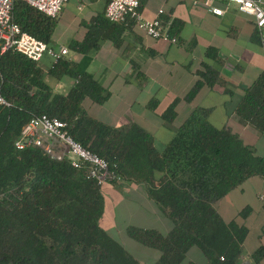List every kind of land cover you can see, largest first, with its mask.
Returning a JSON list of instances; mask_svg holds the SVG:
<instances>
[{
	"label": "trees",
	"instance_id": "16d2710c",
	"mask_svg": "<svg viewBox=\"0 0 264 264\" xmlns=\"http://www.w3.org/2000/svg\"><path fill=\"white\" fill-rule=\"evenodd\" d=\"M14 10L25 31L53 47L57 18L22 0L16 1ZM77 45L82 52L96 46L90 36ZM209 68L199 71L201 79L187 99L205 82L217 80L218 72ZM63 70L76 80L68 94L55 92L45 81L40 62L15 50L0 57V94L10 103L0 104V264H149L102 226L103 185L88 177L86 167L77 169L68 160L51 159L37 147H16L23 127L41 114L66 121L72 137L105 158L121 176L123 181L116 185L149 186L150 196L174 228L164 235L156 229L130 227L128 234L160 251L153 264H198L186 262L193 247L204 253L206 264H243L249 229L235 220L225 221L214 203L248 178L264 177V156L229 128L212 125L211 111L204 108L195 109L159 149L138 124L118 129L90 117L83 100L90 97L103 103L109 91L84 64L64 56L48 71L57 75ZM239 111L264 134V72L246 88ZM175 117L172 104L163 118L172 122ZM252 258L264 259V243Z\"/></svg>",
	"mask_w": 264,
	"mask_h": 264
},
{
	"label": "crops",
	"instance_id": "0c3cea01",
	"mask_svg": "<svg viewBox=\"0 0 264 264\" xmlns=\"http://www.w3.org/2000/svg\"><path fill=\"white\" fill-rule=\"evenodd\" d=\"M260 1L264 8V0ZM106 5L107 0H69L57 18L52 36L54 48L69 49L64 56L66 60L84 64L109 91L103 103L90 97L83 100V108L90 117L118 129L138 124L154 137L155 146L163 149L195 109H210L212 125L229 128L252 146L257 155L264 156V134L239 111L246 88L264 72V44L252 15L240 11L229 0L214 1V6L224 9L222 15L213 13L204 0H142L145 17L155 18L163 10L161 17L172 22L171 33L178 42L170 43L136 26L107 22ZM89 36L96 46L82 52L77 44ZM52 63L53 58L48 55L40 61L46 72L45 81L55 92L68 94L75 86V78L64 70L57 75L50 74ZM206 66L218 72L217 80L212 84L205 82L192 99H187L201 79L199 71ZM172 104H175L176 117L169 122L163 114ZM103 192L105 207L114 199L136 202L134 217L137 214L142 220L128 225L125 232L130 227L156 229L164 235L172 231L173 221L150 196L148 185L107 183L103 185ZM262 193L264 177L256 175L214 203L225 221L235 220L248 227L244 263L264 264V259L255 262L252 258L264 243ZM247 207L248 213L241 215ZM105 218L106 208L102 220ZM164 222H169L168 230L161 229ZM102 226L115 237L108 227ZM146 247L158 251L159 259L158 249ZM137 258L149 264L158 260L151 263ZM188 261L206 264L207 258L198 247H193L188 252Z\"/></svg>",
	"mask_w": 264,
	"mask_h": 264
},
{
	"label": "built area",
	"instance_id": "2783aa9c",
	"mask_svg": "<svg viewBox=\"0 0 264 264\" xmlns=\"http://www.w3.org/2000/svg\"><path fill=\"white\" fill-rule=\"evenodd\" d=\"M17 0H0V57L9 50H15L29 59L40 62L45 55L57 62L69 53L67 47L56 49L46 41L25 31L15 19V3ZM42 13L58 18L69 0H22ZM215 0H204V3L215 14L222 15L224 9L214 6ZM238 9L252 15L261 42L264 44V8L260 0H229ZM197 2V1H196ZM159 11L155 18H147L141 10L140 0H107L105 16L111 22L131 24L148 35L177 43L176 36L171 34L172 22L165 21ZM0 104L10 103L0 94ZM18 149L28 147L40 148L48 157L58 161L68 160L77 169L87 168L88 177L95 179L100 185L119 184L123 181L109 162L96 153L86 149L68 132V123L48 114L33 117L24 127L16 141ZM264 201V193L260 196Z\"/></svg>",
	"mask_w": 264,
	"mask_h": 264
},
{
	"label": "rangeland",
	"instance_id": "374dc122",
	"mask_svg": "<svg viewBox=\"0 0 264 264\" xmlns=\"http://www.w3.org/2000/svg\"><path fill=\"white\" fill-rule=\"evenodd\" d=\"M127 198L131 199V196H127ZM135 203V201L132 202L127 200H109L106 207V218L102 220V224L108 227L116 238L124 242L126 248L131 253L145 261L153 263L158 259L159 252L152 248L148 249L146 245L131 238L128 233L124 231L128 225L139 223V220H142L137 214H135L136 217H134V212L137 209ZM168 223L169 222H164L163 225H161V229L168 230Z\"/></svg>",
	"mask_w": 264,
	"mask_h": 264
},
{
	"label": "water",
	"instance_id": "95a60500",
	"mask_svg": "<svg viewBox=\"0 0 264 264\" xmlns=\"http://www.w3.org/2000/svg\"><path fill=\"white\" fill-rule=\"evenodd\" d=\"M243 264H250V262H249V261H248L247 263H244V262H243Z\"/></svg>",
	"mask_w": 264,
	"mask_h": 264
}]
</instances>
